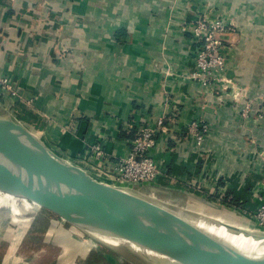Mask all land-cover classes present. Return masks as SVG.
I'll return each mask as SVG.
<instances>
[{
	"label": "crops",
	"instance_id": "0c3cea01",
	"mask_svg": "<svg viewBox=\"0 0 264 264\" xmlns=\"http://www.w3.org/2000/svg\"><path fill=\"white\" fill-rule=\"evenodd\" d=\"M199 16H221L235 26L223 35L228 88L192 77ZM0 75L20 88L14 101L0 89L14 114L103 181L129 154L139 127H155L165 115L169 130L158 133L152 153L161 174L155 185L139 189L260 228L255 212L264 201V118L256 114L263 109L255 106L245 118L241 108L264 95V0H0ZM194 119L209 126L203 143L188 131ZM95 143L110 156L103 167L87 160ZM44 211L57 215L0 191V264H50L49 256L34 262L17 249L28 244L24 236ZM57 218L40 229L59 245L64 220ZM56 253L57 264H80L65 263V251Z\"/></svg>",
	"mask_w": 264,
	"mask_h": 264
},
{
	"label": "water",
	"instance_id": "95a60500",
	"mask_svg": "<svg viewBox=\"0 0 264 264\" xmlns=\"http://www.w3.org/2000/svg\"><path fill=\"white\" fill-rule=\"evenodd\" d=\"M0 113L7 129L60 175L40 176L22 157L0 150V191L32 199L80 229L75 217L143 239L169 241L162 247L135 246L134 252L149 264H155L149 252L167 264H264V230L225 222L133 186L100 180L57 153L2 102ZM202 242L214 243L212 251L220 252L219 257L210 261L186 255L192 247L197 254L206 253Z\"/></svg>",
	"mask_w": 264,
	"mask_h": 264
},
{
	"label": "built area",
	"instance_id": "2783aa9c",
	"mask_svg": "<svg viewBox=\"0 0 264 264\" xmlns=\"http://www.w3.org/2000/svg\"><path fill=\"white\" fill-rule=\"evenodd\" d=\"M234 27L232 23L221 16H199L194 21L193 35L197 40V46L193 52L195 70L192 77L194 79L206 86L217 81H224L226 88L230 87V79L225 73L228 67V53L223 35L232 32ZM0 89L7 91L12 100L17 99L20 95L19 86L6 75H0ZM251 106V102L245 104L242 110L245 118L251 115ZM168 130L169 126L165 115L158 119L155 127L142 124L131 141L129 154L115 162V170L110 172L111 180L109 182L133 186L138 189L141 185H155L161 174V167L152 153L158 142V133ZM188 131L197 143H203L209 134V126L201 119H194L189 123ZM87 160H94L100 167H103L104 163L110 161V156L101 143H95L89 149ZM263 194L264 184L262 191L264 197ZM255 218L260 224V229L264 230V201L259 204Z\"/></svg>",
	"mask_w": 264,
	"mask_h": 264
},
{
	"label": "rangeland",
	"instance_id": "374dc122",
	"mask_svg": "<svg viewBox=\"0 0 264 264\" xmlns=\"http://www.w3.org/2000/svg\"><path fill=\"white\" fill-rule=\"evenodd\" d=\"M0 102L5 104V100H3V98H1V97H0ZM248 102H251V104H252L251 115H253L255 106H258L260 109H263V111H259L256 114V117L264 118V95H262V96L260 95V97L258 96L255 99L252 98V99L248 100L247 102H244V104L242 105V108H241L242 110H243L245 104H247ZM45 142L48 144L47 141H45ZM48 145L50 147H52L50 144H48ZM52 149H54V148L52 147ZM233 214L236 216L242 215L239 212H235ZM42 215L46 216L47 218L43 217L42 219L40 218L39 221H36L39 224H36V226L31 225V228L28 229L27 234H25V236H24V238L29 240L28 244L27 245L20 244L17 246L18 252H23V254H25L27 259H30V260H33L34 262H36L35 260H38L40 257V254H42V258H44V255L49 256L50 264L61 263L60 259L53 258L57 254L56 253V249H57V250L65 251V253H68L66 258L63 260V261H65V263H70V262H68V260L74 259L75 261H77L80 264H137V263L125 258L124 256L119 255L112 248H110V247L100 243L99 241L93 239L83 229H80L79 227H75L72 223H70V221L64 220L63 226H60V227H62V230L60 229L62 232V236H60L61 237V239H60L61 244L57 245V244L53 243L52 241H48L45 238V236H47V235H45L46 231H45V229H42V230L40 229V224L42 225V227H45V222H48L50 220V218H52V217L57 218L58 217L60 219L61 217H59L58 215H54L51 212H46V211H44V213ZM216 216H218V214ZM221 216H224V219H223V217H219V216H218L219 217L218 219L224 220V221L226 220V218L227 219L229 218L228 220H230V221L235 220V219H231L228 215L223 214ZM258 229H260V228H258ZM69 236H72V238H73L72 243H69V241H71L70 238H67ZM45 239L48 241V244H47ZM90 244L93 246H95L94 244H97V248H99L98 250H100V251L99 252L92 251L91 248H93V247L90 246ZM70 245L73 247V249L68 248V247H70ZM149 253L151 254V256L154 257L155 264H167V262H164V260H162L157 255H154L151 252H149ZM60 254H62V253H60ZM118 258H120L121 260H119Z\"/></svg>",
	"mask_w": 264,
	"mask_h": 264
},
{
	"label": "bare ground",
	"instance_id": "6f19581e",
	"mask_svg": "<svg viewBox=\"0 0 264 264\" xmlns=\"http://www.w3.org/2000/svg\"><path fill=\"white\" fill-rule=\"evenodd\" d=\"M0 150L6 153H11L22 157L32 169L40 176L49 178H60V175L53 171L39 156L35 155L19 138L14 136L6 126V122L0 113ZM79 226L93 239L112 248L119 255L137 263L149 264V260L145 256L137 254L135 251L136 245H150L154 247H162L169 244V241H153L143 239L133 234L118 230L114 227L89 221L80 217H75ZM212 242H202V248L206 249V253L197 254L196 248H188L186 255L190 258H205L214 260L219 257L220 252H213ZM153 247V248H154ZM204 252V251H203Z\"/></svg>",
	"mask_w": 264,
	"mask_h": 264
},
{
	"label": "trees",
	"instance_id": "16d2710c",
	"mask_svg": "<svg viewBox=\"0 0 264 264\" xmlns=\"http://www.w3.org/2000/svg\"><path fill=\"white\" fill-rule=\"evenodd\" d=\"M119 260H121L120 258H118ZM120 262V261H119Z\"/></svg>",
	"mask_w": 264,
	"mask_h": 264
}]
</instances>
